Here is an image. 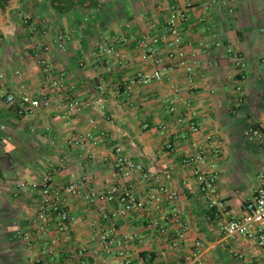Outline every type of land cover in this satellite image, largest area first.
Masks as SVG:
<instances>
[{
  "label": "crops",
  "instance_id": "obj_1",
  "mask_svg": "<svg viewBox=\"0 0 264 264\" xmlns=\"http://www.w3.org/2000/svg\"><path fill=\"white\" fill-rule=\"evenodd\" d=\"M172 4L188 17L175 20L183 39L169 46ZM42 58L64 71L63 88ZM155 70L159 79L142 81ZM0 75V264H195L196 241L207 263L264 264L252 242L217 225L242 216L264 169V139L244 135L264 123V0H0ZM8 93L47 104L19 114ZM72 96L85 103L78 113L66 108ZM203 149L216 219L200 211L208 204L182 162ZM120 157L141 168L122 177ZM44 178L64 193L66 231L39 229L32 184ZM70 184L80 193L64 192ZM122 190L141 205L121 212Z\"/></svg>",
  "mask_w": 264,
  "mask_h": 264
},
{
  "label": "built area",
  "instance_id": "obj_2",
  "mask_svg": "<svg viewBox=\"0 0 264 264\" xmlns=\"http://www.w3.org/2000/svg\"><path fill=\"white\" fill-rule=\"evenodd\" d=\"M171 18L168 25V33L171 35V40L168 45L173 46L180 44L182 42V35L178 31L175 20H185L188 17L186 10H179L175 4H172L171 7ZM26 21V20H25ZM65 38L63 36H58L56 39L57 45L61 48L64 47ZM139 46L146 49L149 54H152L153 49L149 44L146 37H143L138 41ZM98 52L101 53H111L113 47L105 46L103 44L98 45ZM171 57H178L177 64L186 68L188 73H192L193 66L192 64L186 63V57L184 54L179 52V54L170 52ZM40 65L43 67L44 71L50 74L51 82L57 88H63L64 80L63 75L64 71H59L55 74L54 68L50 62L46 61L44 58L40 59ZM2 75H0L1 77ZM152 78L159 79L160 73L158 70H155L150 75H143L142 81L147 83L150 82ZM100 88H103L101 85ZM240 91V90H239ZM240 93V92H239ZM241 96L236 98L235 106H239L241 102ZM5 102L10 106H13L17 109L19 114L23 112H28L37 108L41 105H46L47 100H41L37 96H32L27 93H23L20 96H16L13 93H8ZM189 102V101H188ZM85 103L82 100L72 96L66 100V108L71 113H78ZM170 111L174 114L175 121L180 122L182 117L178 106L173 103L170 107ZM189 129L197 133L199 127L194 123H189ZM245 137L249 140L264 139V123L251 124L244 131ZM208 141L211 142L214 139L213 135L207 137ZM169 150H173L170 143L167 144ZM215 147H210L213 149ZM118 148L117 150H119ZM216 150V148H215ZM203 151L196 154H188L183 157L182 162L185 164H192V173L196 182L198 183L199 190L203 196L204 201L208 204V207H213L217 204L216 200V185H215V173L211 171H204L200 167V163L203 162L204 156ZM120 166V175L122 177H129L132 172L136 169H140L141 166L138 162L130 158H119ZM258 185L256 186L253 194L250 198L245 201L244 212L242 216L238 218L228 219V220H219L217 223L219 229L226 235L231 238H245L253 243V245L260 251L262 262H264V169H262L257 175ZM39 188V198L37 201V214L36 220L39 225L40 230H46L50 225L55 224L56 227L61 231H66L70 227L72 217L64 206V193L60 191L56 186L50 183L49 178H44L43 182L37 184L33 183L32 187ZM118 189L112 187L105 194V197L113 199L115 192ZM64 192L68 193H80L79 188L76 184H70L64 189ZM88 201H93L96 197L94 192H90L85 195ZM169 197H174L173 193L169 194ZM121 201V212H128L133 210L135 207L141 205L140 200L132 193L130 190H122L119 195ZM201 247V242H195V250L192 252L189 259L193 260L195 264H220V263H207L204 260L199 259V249Z\"/></svg>",
  "mask_w": 264,
  "mask_h": 264
},
{
  "label": "trees",
  "instance_id": "obj_3",
  "mask_svg": "<svg viewBox=\"0 0 264 264\" xmlns=\"http://www.w3.org/2000/svg\"><path fill=\"white\" fill-rule=\"evenodd\" d=\"M200 211L204 214V215H206V216H210V219H216L217 218V216H218V211H217V209H216V207H208V208H203V207H201L200 208Z\"/></svg>",
  "mask_w": 264,
  "mask_h": 264
},
{
  "label": "rangeland",
  "instance_id": "obj_4",
  "mask_svg": "<svg viewBox=\"0 0 264 264\" xmlns=\"http://www.w3.org/2000/svg\"><path fill=\"white\" fill-rule=\"evenodd\" d=\"M215 261V260H214ZM217 261L213 262V263H216Z\"/></svg>",
  "mask_w": 264,
  "mask_h": 264
}]
</instances>
